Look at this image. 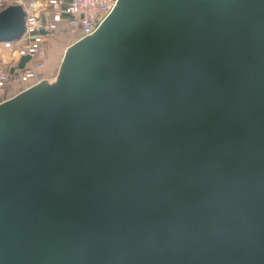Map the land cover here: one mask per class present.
I'll return each mask as SVG.
<instances>
[{"label":"water","instance_id":"water-1","mask_svg":"<svg viewBox=\"0 0 264 264\" xmlns=\"http://www.w3.org/2000/svg\"><path fill=\"white\" fill-rule=\"evenodd\" d=\"M0 264H264V0H116L0 102Z\"/></svg>","mask_w":264,"mask_h":264},{"label":"built area","instance_id":"built-area-1","mask_svg":"<svg viewBox=\"0 0 264 264\" xmlns=\"http://www.w3.org/2000/svg\"><path fill=\"white\" fill-rule=\"evenodd\" d=\"M116 0H0V10L21 5L25 11V29L16 41L0 42V102L8 99L9 69L21 56L30 60L22 69H15L19 92L42 79L53 77L47 63L46 38L61 24L75 40L91 34L111 12ZM43 30V32H41Z\"/></svg>","mask_w":264,"mask_h":264},{"label":"rangeland","instance_id":"rangeland-1","mask_svg":"<svg viewBox=\"0 0 264 264\" xmlns=\"http://www.w3.org/2000/svg\"><path fill=\"white\" fill-rule=\"evenodd\" d=\"M73 41L71 35L66 31L59 29L54 35L46 38L45 47L47 49V63L53 68V74L56 73L61 61L63 51Z\"/></svg>","mask_w":264,"mask_h":264},{"label":"trees","instance_id":"trees-1","mask_svg":"<svg viewBox=\"0 0 264 264\" xmlns=\"http://www.w3.org/2000/svg\"><path fill=\"white\" fill-rule=\"evenodd\" d=\"M59 29L66 31L69 35H71V37L73 38V41L75 40V36L71 34L68 30H66L61 24H58L56 28L50 32L49 35L50 36L54 35V33H56V31H58ZM7 87H8V90H7L8 97H11L19 92V88L17 86V75L15 73L9 75L8 80H7Z\"/></svg>","mask_w":264,"mask_h":264},{"label":"crops","instance_id":"crops-1","mask_svg":"<svg viewBox=\"0 0 264 264\" xmlns=\"http://www.w3.org/2000/svg\"><path fill=\"white\" fill-rule=\"evenodd\" d=\"M64 2H67L68 0H63Z\"/></svg>","mask_w":264,"mask_h":264}]
</instances>
